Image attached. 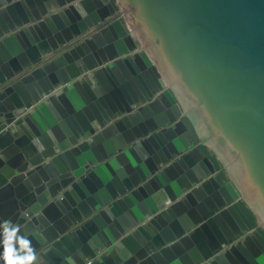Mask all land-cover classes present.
Segmentation results:
<instances>
[{"label":"water","instance_id":"1","mask_svg":"<svg viewBox=\"0 0 264 264\" xmlns=\"http://www.w3.org/2000/svg\"><path fill=\"white\" fill-rule=\"evenodd\" d=\"M2 220L33 264H260L264 0H0Z\"/></svg>","mask_w":264,"mask_h":264},{"label":"clouds","instance_id":"2","mask_svg":"<svg viewBox=\"0 0 264 264\" xmlns=\"http://www.w3.org/2000/svg\"><path fill=\"white\" fill-rule=\"evenodd\" d=\"M21 228L11 220L0 221V264H33L37 254L28 236L20 235ZM264 264V257L257 258Z\"/></svg>","mask_w":264,"mask_h":264},{"label":"trees","instance_id":"3","mask_svg":"<svg viewBox=\"0 0 264 264\" xmlns=\"http://www.w3.org/2000/svg\"><path fill=\"white\" fill-rule=\"evenodd\" d=\"M185 121L187 122V125L189 127V133L191 134V136L193 137V139L198 142V138H197V135L194 131V128L192 126V124L190 123V121L188 119L185 118ZM199 149L202 151V153L204 155H207L209 156L212 161L214 162L215 164V167L216 169L220 172V174L222 175V177L226 178V172L222 166V164L217 160L215 154L209 150L206 146H199ZM243 203V206L245 207V209L247 210V212L249 213V215L251 216V218L255 221V216L253 215L252 211L248 208V206L244 203ZM259 230L264 234V229L262 227L259 228Z\"/></svg>","mask_w":264,"mask_h":264},{"label":"crops","instance_id":"4","mask_svg":"<svg viewBox=\"0 0 264 264\" xmlns=\"http://www.w3.org/2000/svg\"><path fill=\"white\" fill-rule=\"evenodd\" d=\"M239 251H240V253L242 254V255H244V256H248V254L247 253H250V251L247 249V248H245V251L247 252H244L243 250H241V249H239Z\"/></svg>","mask_w":264,"mask_h":264}]
</instances>
